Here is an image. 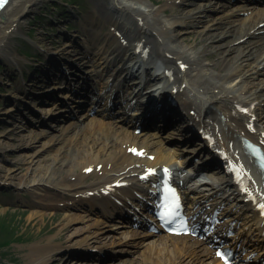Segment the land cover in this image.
<instances>
[{"label":"bare ground","instance_id":"bare-ground-1","mask_svg":"<svg viewBox=\"0 0 264 264\" xmlns=\"http://www.w3.org/2000/svg\"><path fill=\"white\" fill-rule=\"evenodd\" d=\"M43 1L9 0L0 10V58L21 73L0 115L29 119L25 110L32 107L28 111L42 119L69 120L51 123L53 133L29 137L20 138L21 125L0 131V154L29 149L19 162L27 165L23 177L21 165L0 160V185L34 194L31 217L65 211L58 225L67 239L32 244L27 264H49L52 255L64 253L103 258L111 249L132 257L113 255L118 263L106 264H226L217 241L202 230L214 224L222 237L232 230L240 258L264 260V173L244 142L249 138L264 148V0H200L185 12L177 7L193 0H91L94 16L82 19L80 33L71 32L61 49L31 38L45 62L25 72L31 59L14 39ZM189 29L200 43L185 39ZM213 54L217 58L209 60ZM94 78L101 91L109 83L101 103L85 101L98 108L67 119V107L84 101L82 84ZM60 84L64 88L51 96ZM136 123L144 130L137 132ZM200 166L207 178L186 182ZM160 171L178 179L188 213H199L197 235L151 228Z\"/></svg>","mask_w":264,"mask_h":264},{"label":"rangeland","instance_id":"rangeland-1","mask_svg":"<svg viewBox=\"0 0 264 264\" xmlns=\"http://www.w3.org/2000/svg\"><path fill=\"white\" fill-rule=\"evenodd\" d=\"M152 1L157 5L163 2L162 0ZM200 3V0H193L180 4L177 8L185 12L196 8ZM93 10L94 3L91 0H44L41 2L37 9L29 15L23 26V32L15 36L14 39V47H16L21 54L31 59L29 61L30 63L28 62V65L26 64L25 72L26 69L29 68L32 71L34 68L38 67V65H42V62H45L43 50L35 46L31 42V38L41 41L45 47L48 46L52 50H59L62 48L64 41L62 37H59V30H64L68 26L76 32L78 29L75 30L72 27L77 28L78 26L75 25V23H73L74 21L71 19L78 15L81 16L82 14L94 16ZM189 24L193 25L194 22L190 20ZM101 28L103 32L106 33L110 28V22H107V20L104 21L101 23ZM189 30L190 31L184 33L185 39L193 43H200L201 37L192 31V29ZM80 50L81 49L78 48L77 52ZM208 58L209 60H215L217 55L213 54ZM3 61L4 60L0 58V112L6 107L9 101L7 96L15 89L16 82L21 80L20 71L15 68L8 70ZM11 76L17 80H13ZM35 89L37 90V88H34V90ZM25 113L29 119H22V116L17 114V119L15 120L12 118H4L0 115V131L15 129L17 126L21 125L20 128L23 130L20 132L21 138L29 137L30 134L37 131L47 130L53 133L55 132V127L50 128L49 125L51 123L59 125V122H53V120L50 119H48L45 125L37 123V117L28 110H25ZM21 121H23V123ZM68 121L64 118L61 123L64 124ZM12 140L14 144L18 145L17 141L14 139ZM28 150L29 149L24 146L19 147L6 155L0 154V160L3 161V163L9 162L8 164L13 166L21 165L18 171L19 176L23 177L24 172L27 170L25 167L27 165L19 162L22 161L23 156ZM220 174L225 175V172L222 171ZM36 200L37 199L31 191L20 188L15 184L6 183L0 185V264H27L28 252L32 244L43 243L49 239L58 242L67 239L66 236H68V232L61 231L60 225H58V221L64 216L65 211L61 208H55L47 211L45 217H31V213L37 206L35 204L37 203ZM52 211L55 212L54 216L52 215ZM111 224L113 223L111 222ZM116 232L115 230V234ZM114 253L124 258L132 257V254L126 251L120 250ZM51 257L52 259L49 264H74L68 261V259L72 257L71 254H56ZM112 259L105 260L110 261ZM91 261H93V259ZM116 262L118 263V261ZM97 264L106 263L97 261Z\"/></svg>","mask_w":264,"mask_h":264},{"label":"snow or ice","instance_id":"snow-or-ice-1","mask_svg":"<svg viewBox=\"0 0 264 264\" xmlns=\"http://www.w3.org/2000/svg\"><path fill=\"white\" fill-rule=\"evenodd\" d=\"M6 2H7V0H0V8H2ZM176 207H178V205H176ZM262 207H264V205H262ZM166 214L167 215H172L173 213L171 211H169Z\"/></svg>","mask_w":264,"mask_h":264}]
</instances>
